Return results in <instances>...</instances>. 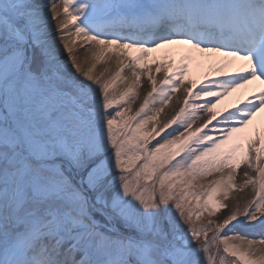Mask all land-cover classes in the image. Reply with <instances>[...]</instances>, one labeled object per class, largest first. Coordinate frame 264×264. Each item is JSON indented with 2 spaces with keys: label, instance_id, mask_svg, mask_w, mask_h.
<instances>
[{
  "label": "snow or ice",
  "instance_id": "6c2138e0",
  "mask_svg": "<svg viewBox=\"0 0 264 264\" xmlns=\"http://www.w3.org/2000/svg\"><path fill=\"white\" fill-rule=\"evenodd\" d=\"M262 110L264 0H0V264H264Z\"/></svg>",
  "mask_w": 264,
  "mask_h": 264
},
{
  "label": "bare ground",
  "instance_id": "6f19581e",
  "mask_svg": "<svg viewBox=\"0 0 264 264\" xmlns=\"http://www.w3.org/2000/svg\"><path fill=\"white\" fill-rule=\"evenodd\" d=\"M179 47V46H174ZM164 50H161L159 53H155L153 55H162ZM196 59L192 62V67L190 69L188 79L195 80L197 83V87H199L200 83L206 82L207 80L215 79L217 78V74L213 71L214 64L216 62L222 61L226 58L219 56L218 54L214 53H198L195 52L193 55ZM174 60H178L179 56L174 55L172 57ZM151 62V61H150ZM112 67H115L114 61L109 62ZM243 64V61L240 60H234L232 64L230 65L228 71L229 72H236V70L239 68L240 65ZM108 66V64L100 63L97 65L96 73L103 71L104 67ZM125 75H128L127 71L125 72ZM123 85H117V89H121ZM147 84L144 85L143 88L140 89V99L136 101L134 105H132V112H135L138 108V106L141 104L144 95H146L147 90ZM261 85L258 81H254L245 88L237 89L229 93L228 96H226L223 100H221L217 105L216 108L213 110L216 113H224L225 109L231 110L235 105H241L256 91L259 90ZM184 96V90L180 89L175 96H173L170 104L168 107L165 108L164 113H161V121L163 122L164 117L166 114L170 113V110L172 108H175L177 111L181 104L178 103V100H182ZM226 114V113H225ZM200 121H197V124L193 127L195 128L198 126ZM215 123V121H213ZM152 124L150 123L148 125V129L151 130ZM211 127V125H210ZM264 128V110H262L260 113L256 115V117L253 118L252 123L249 125V128L245 130L244 133L241 135H247L249 133L254 132L257 129ZM207 131V129L205 130ZM218 135V134H217ZM250 195V192L248 193ZM226 210H222L221 212L217 213V217H221L225 214ZM215 219V218H214Z\"/></svg>",
  "mask_w": 264,
  "mask_h": 264
},
{
  "label": "rangeland",
  "instance_id": "374dc122",
  "mask_svg": "<svg viewBox=\"0 0 264 264\" xmlns=\"http://www.w3.org/2000/svg\"><path fill=\"white\" fill-rule=\"evenodd\" d=\"M179 47H180V46H179ZM194 53H195V52H193L192 54L194 55ZM141 103H142V102H141ZM139 106H140V105H139ZM139 106H138V108H139ZM138 108H137V109H138ZM133 113H134V112H133ZM130 114H132V113H130ZM146 131H151V130L148 129V126L146 127ZM152 143H155V141H152ZM209 179H210V178H209Z\"/></svg>",
  "mask_w": 264,
  "mask_h": 264
}]
</instances>
